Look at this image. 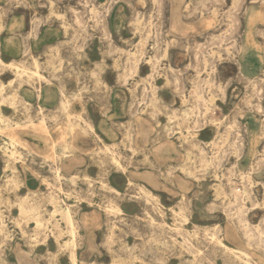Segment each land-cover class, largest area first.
I'll return each mask as SVG.
<instances>
[{"label":"rangeland","instance_id":"374dc122","mask_svg":"<svg viewBox=\"0 0 264 264\" xmlns=\"http://www.w3.org/2000/svg\"><path fill=\"white\" fill-rule=\"evenodd\" d=\"M263 30L264 0H0V264H264Z\"/></svg>","mask_w":264,"mask_h":264},{"label":"bare ground","instance_id":"6f19581e","mask_svg":"<svg viewBox=\"0 0 264 264\" xmlns=\"http://www.w3.org/2000/svg\"><path fill=\"white\" fill-rule=\"evenodd\" d=\"M81 13V12H80ZM76 14H78V13H76ZM79 15V14H78ZM78 15H76V16H78ZM78 19H79V17H77ZM80 20V19H79ZM78 21V20H77ZM105 22V21H104ZM35 23V22H34ZM80 23V22H79ZM36 24V23H35ZM106 26V25H105ZM104 26V27H105ZM34 27V26H33ZM106 28V27H105ZM33 29V28H32ZM105 30H107V29H105ZM34 31V30H33ZM264 31V30H263ZM13 32V31H12ZM35 32H36V30H35ZM198 52L196 53V51H195V53H194V57H195V59H197L198 58ZM199 60V59H198ZM35 61V60H34ZM0 62L1 63H3V60L1 59V57H0ZM13 62V61H12ZM16 62V61H15ZM7 63H9V62H7ZM17 63V62H16ZM34 64V66L35 67H37V63L36 62H34L33 63ZM17 67V66H16ZM24 69V68H23ZM23 69H21V70H23ZM175 75H178V73L177 74H175ZM178 79H180V78H178ZM176 80V79H175ZM179 81V80H178ZM181 81V80H180ZM180 81H179V83H180ZM177 84H178V82H176ZM179 86H180V84H179ZM178 88V87H177ZM37 95H39V94H37ZM62 91H60V99H59V107L60 108H65L66 107V105H67V100L65 99V98H63L62 96ZM64 95V94H63ZM244 101H246V100H244ZM247 102H248V100H247ZM258 104V103H257ZM260 104V103H259ZM257 108H259V107H257ZM261 109V108H260ZM4 150H5V146H1ZM71 151H73V147L71 146L70 147V152ZM15 151H11V154H13ZM14 154H16V153H14ZM264 159V158H263ZM60 170V169H59ZM250 188V187H249ZM143 190L145 191V187L143 188ZM147 191V190H146ZM235 193H239V188L237 187V188H235ZM240 194V193H239ZM64 203V202H63ZM22 204H23V202H22ZM21 204V205H22ZM54 204L56 205V206H58V208L60 209V211L62 212V217H63V219L67 222V224H68V229H69V232H70V234H71V237H74V235H75V232H74V223H73V219H72V217H71V215H70V209H69V206L68 205H65V204H59L58 202H56V201H54ZM250 205V204H249ZM23 207V206H22ZM26 208V207H25ZM24 208V209H25ZM228 211V210H227ZM24 215V214H23ZM24 217V216H23ZM38 223H39V220L37 221ZM3 222H1V224H0V231H2V228H3ZM43 226V225H42ZM42 226H41V228H42ZM57 228V227H56ZM37 230V229H36ZM36 230H35V232H36ZM253 230V229H252ZM40 231H42V230H40ZM40 231H38V232H40ZM59 231V230H58ZM251 231V230H250ZM249 231V232H250ZM37 232V233H38ZM43 235H44V233H42ZM41 233L40 234H38V235H42ZM57 234V233H56ZM260 234V233H259ZM42 235V236H43ZM37 236V235H36ZM232 249V248H231ZM70 260H71V262H72V264H76V260H77V257L75 256V249L74 248H71V250H70Z\"/></svg>","mask_w":264,"mask_h":264},{"label":"crops","instance_id":"0c3cea01","mask_svg":"<svg viewBox=\"0 0 264 264\" xmlns=\"http://www.w3.org/2000/svg\"><path fill=\"white\" fill-rule=\"evenodd\" d=\"M45 102V106H54V104H57L56 102V100H53L52 102L51 101H49V100H45L44 101ZM69 159L67 158V159H63L61 162H60V166H59V168L58 169H60V173L61 172H63L65 169H69L70 168V162L71 161H68Z\"/></svg>","mask_w":264,"mask_h":264}]
</instances>
